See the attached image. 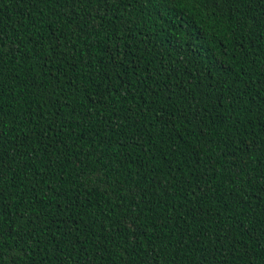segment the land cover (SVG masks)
<instances>
[{"label": "trees", "instance_id": "trees-1", "mask_svg": "<svg viewBox=\"0 0 264 264\" xmlns=\"http://www.w3.org/2000/svg\"><path fill=\"white\" fill-rule=\"evenodd\" d=\"M0 264H264V0H0Z\"/></svg>", "mask_w": 264, "mask_h": 264}, {"label": "snow or ice", "instance_id": "snow-or-ice-1", "mask_svg": "<svg viewBox=\"0 0 264 264\" xmlns=\"http://www.w3.org/2000/svg\"><path fill=\"white\" fill-rule=\"evenodd\" d=\"M70 2H74V0H70ZM103 6L102 2H101V7Z\"/></svg>", "mask_w": 264, "mask_h": 264}]
</instances>
